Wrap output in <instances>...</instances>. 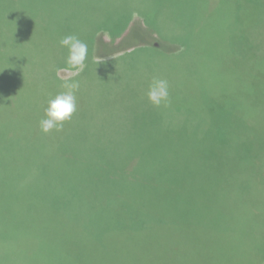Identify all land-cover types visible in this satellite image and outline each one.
I'll return each mask as SVG.
<instances>
[{
  "label": "trees",
  "instance_id": "1",
  "mask_svg": "<svg viewBox=\"0 0 264 264\" xmlns=\"http://www.w3.org/2000/svg\"><path fill=\"white\" fill-rule=\"evenodd\" d=\"M138 1L136 6L132 0H121L117 10L111 9L114 17L88 37L91 71L98 67L93 58L102 43L95 40L97 32L107 33L114 42L139 15L149 33H156L144 11L149 0ZM80 2L86 6V0H0L4 22L0 21V85H10L0 92V98H10L0 100V264H149L135 258L149 251L142 242L150 235L167 236L160 264L176 259L184 264H264V159L257 172L231 191L228 177H211L210 165L164 183L153 171L131 164L130 152L138 145L135 138L120 140L122 158L116 163L105 153L94 156L66 148L64 137L52 143L51 134L40 130L43 86L50 81L48 65L55 60L46 51L52 44L43 45L42 34L66 31L63 24L51 23L75 16ZM227 2L216 0L214 6L226 8ZM190 4L197 15L208 1ZM17 21L28 25L24 37ZM78 33L85 31L70 30L69 35ZM63 64L69 66L66 60ZM228 112L224 109L221 115ZM203 121L183 133L205 132ZM173 127L164 130L179 134ZM211 151L204 152L205 158L212 156ZM161 164L170 170L165 160ZM76 188L95 199L72 202ZM121 210L129 213L128 220L121 219ZM105 211L113 213L115 223L99 222L109 220ZM121 230L118 239L116 231ZM169 239L176 242L170 244ZM133 242L141 245L140 250H130Z\"/></svg>",
  "mask_w": 264,
  "mask_h": 264
},
{
  "label": "rangeland",
  "instance_id": "2",
  "mask_svg": "<svg viewBox=\"0 0 264 264\" xmlns=\"http://www.w3.org/2000/svg\"><path fill=\"white\" fill-rule=\"evenodd\" d=\"M132 1L140 5L138 0ZM207 1L197 15L190 0L145 2L148 3L145 14L156 26V33H149L139 15L134 16L127 31L114 42L107 33L97 32L95 40L102 43L95 49L98 54L93 59L98 67L94 71L91 56L86 59L83 71L64 65L68 53L59 46V40L69 35L70 30L71 33L84 30L85 34L78 33L77 37L90 42L88 37L114 17L111 9L117 10L121 0H86V6L83 2L77 4L75 16L63 15L51 23L63 24L66 31L42 34V44L50 42L52 47L46 51L55 57L48 65L50 81L43 86L44 110L49 99L65 91L62 85L66 80L80 83L77 111L64 124L63 131L47 133L51 134V142L64 137L66 148L71 146L94 156L105 153L117 163L122 158L117 147L120 140L135 138L138 145L130 152L131 164L153 171L164 183L172 177L184 179L188 177L186 174L205 170L209 165L214 168L211 177H228L230 191L245 183V178L257 172L264 159V0H228L226 8L214 6L216 0ZM92 14L95 16L89 22ZM16 23L21 24L24 37L28 25ZM153 78L169 82L170 107L156 108L149 103L147 91ZM2 87L8 89L10 85H0V92ZM8 97L0 100L8 102ZM224 109H229L228 115H221ZM202 120L200 126L205 132L183 133ZM167 125L178 127L179 134H167L164 130ZM209 149L213 154L205 158L204 152ZM160 160L170 165L168 172ZM88 193L76 188L71 200L95 199ZM103 204L106 205L105 201ZM112 214L105 211L109 220L100 218L99 222L115 223L117 218H112ZM128 215L120 211L121 219L128 220ZM89 220L93 221L92 215ZM122 232L116 231L118 239ZM166 240V235L146 237L142 244L149 251L136 255L135 260L160 264ZM169 242L173 244L176 240ZM119 243L124 250V240ZM140 248V244L133 242L130 250ZM103 260L106 261L100 258ZM167 264L184 261L167 260Z\"/></svg>",
  "mask_w": 264,
  "mask_h": 264
},
{
  "label": "clouds",
  "instance_id": "3",
  "mask_svg": "<svg viewBox=\"0 0 264 264\" xmlns=\"http://www.w3.org/2000/svg\"><path fill=\"white\" fill-rule=\"evenodd\" d=\"M59 46L67 49L66 63L79 71H83L88 57V45L75 35H67L59 40ZM62 91L49 99L44 116L39 121L40 130L47 134L51 131H63L64 124L76 113L79 81L66 80ZM169 82L166 79L153 78L148 86L147 99L156 108L171 106Z\"/></svg>",
  "mask_w": 264,
  "mask_h": 264
}]
</instances>
